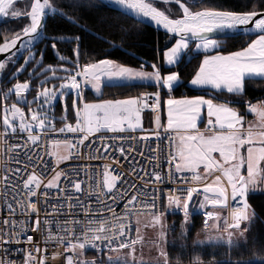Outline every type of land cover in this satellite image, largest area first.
<instances>
[{
	"label": "snow or ice",
	"instance_id": "1",
	"mask_svg": "<svg viewBox=\"0 0 264 264\" xmlns=\"http://www.w3.org/2000/svg\"><path fill=\"white\" fill-rule=\"evenodd\" d=\"M106 2L129 10L133 18H146L173 34L171 38L175 39V43L163 52L162 64L153 63L151 72L143 70V65L137 70L108 59L81 67L78 59L81 37L61 36L54 39L76 44L73 51L77 60L75 69L61 68L59 71L65 74L57 75L58 69L43 67V50L41 59L37 60L34 50L29 49L28 45L49 39L45 35V27L50 14L52 19L59 17L75 25L73 12L83 6L84 0H60V3L57 0H26L25 10L16 9L17 0H0V16H23L30 21L12 40L0 44V53L6 54L0 62V70L8 68L11 71L17 63L15 56L19 51L32 52L25 58L24 64L12 73L11 79L18 82L7 91L0 90L4 101L0 117V149L10 154L18 165L10 173L4 169L5 174L0 177L4 198L9 192L12 193V199L6 203L10 217L3 221L5 226L10 227L0 228V252L4 254L0 255V264H20L19 260L8 258L9 246L13 244L28 245L24 250L23 264H49L46 256L33 255V250L39 253L40 248L29 231L43 236L46 245L55 243L63 249L62 252L53 253L51 264H144L143 261L138 262L135 256V246L143 242L140 228L131 223L133 215L138 214L137 209L147 210L151 214L152 226L160 228L159 241L165 238V212L172 211L173 207L179 209L183 213V237L191 224V202L201 195L203 199L199 202L198 211L204 215L206 229L210 226L218 228V223L210 222L221 219L218 213L207 210L208 206L212 209L217 206L231 208V212L230 219L224 220L226 240L210 236L207 241L197 240L195 243L225 245L231 252L233 247H238L232 239L233 230L239 231L242 223L250 221L255 215L250 212L248 198L258 180H264V102L248 104L247 112L254 113L259 123H248L247 127L246 114L231 105L236 102L233 98L243 97L248 80H264V11H257L255 7L251 11H237L219 5L192 10L203 5L204 0H193L192 4H188L187 0ZM173 5H178V8L174 9ZM160 6L168 7L160 11ZM241 7H247V0ZM181 12V18H169L173 13L179 15ZM237 33L249 39L250 34H255V39L240 50L220 54L229 40L236 39ZM193 42L196 51L203 53V60L194 70L188 85L207 93L208 98L205 95H184L176 99L169 95V98L163 99V95L184 86L180 72L172 71L171 67L165 69L164 65L178 66L181 54L185 49H190ZM56 47V42H53L52 48L55 50ZM57 55L61 64L71 63L59 53ZM32 61L36 62V67L25 81L19 82V76L27 71L26 65ZM56 81L60 83L57 85ZM145 81L152 82L157 91L123 99L103 98L102 84L109 88H123L139 86ZM88 85L98 97L96 102L86 99L85 88ZM69 94L72 97L70 106L67 104ZM10 99L14 102L9 105L7 102ZM54 101L64 104V115L59 118L51 111ZM164 107L167 109L166 125L160 114ZM146 109L157 114L155 129L152 130L158 142L156 148L150 146L149 135L137 137L135 134L137 130L144 131L141 113ZM205 116L207 122L201 131L198 125L204 123ZM73 119L75 122H70ZM57 123L62 126L57 128ZM162 128L163 132L160 131ZM56 133L73 134V139L53 140L49 149L44 141L50 134ZM22 134H27L23 144L10 145V141ZM164 137L168 138L169 146L173 149L167 155L166 174L159 157L162 153L159 144L163 143ZM97 139L99 146L95 143ZM116 141L120 143L114 148ZM141 142L147 145L150 171L143 165L138 168L135 164L130 166L131 171L116 167L120 158L128 160L133 158V154L145 156V151L139 147ZM61 146L63 153L57 150ZM81 148L89 149V161L102 158L98 155L100 149H104L106 158L111 148L113 159L111 163L103 165L102 173L94 170L95 176L89 174V167L83 165L62 168L61 165L67 161L82 159ZM117 152L119 157L116 156ZM153 153L157 155L153 156ZM45 156L53 159H45ZM7 163L9 161H0V168ZM49 172L53 174L47 179ZM81 172L87 176V181H92L88 185L87 199L91 200L95 195V206L79 196L74 198L75 193L84 192L82 185L86 181L77 179ZM101 175L102 180L99 178ZM209 179L210 182H205ZM61 181L64 186H61ZM162 184L176 186L167 194V205H164L159 194L158 186ZM198 185H202V193L198 191ZM53 190L58 193L56 197L52 196ZM18 196L21 198L17 199ZM233 202L236 206H232ZM121 205L122 211L118 213ZM49 206L51 212L48 211ZM17 209L22 219L15 223L11 218L16 217ZM42 212L45 213L43 220ZM79 212H83L82 218H77ZM33 217L35 223L30 224L28 221ZM53 223L56 233L62 235L53 234ZM136 224H139L138 220ZM133 227L137 233L135 239L131 238ZM248 230L241 231V236ZM87 247L96 249L101 256L105 249L109 253L127 251L124 256L108 255L107 260L90 262L78 259ZM157 248L163 264H169L168 253L159 243ZM192 264H203V261L198 255ZM210 264H223V261L214 256ZM228 264H232L230 256ZM235 264L251 262L236 261Z\"/></svg>",
	"mask_w": 264,
	"mask_h": 264
},
{
	"label": "trees",
	"instance_id": "2",
	"mask_svg": "<svg viewBox=\"0 0 264 264\" xmlns=\"http://www.w3.org/2000/svg\"><path fill=\"white\" fill-rule=\"evenodd\" d=\"M246 0H204V4L199 7L193 8V11L200 10L205 6L219 5L223 8H234L237 11H251L255 7V10H264V0H247V7H241ZM60 3V0H57ZM188 4H192L193 0H187ZM17 6L21 10L26 8V0L23 2H17ZM168 6H160L158 10L164 11ZM174 9L178 8L175 5L172 6ZM167 14V13H166ZM74 18H76V24L70 25L67 21L57 17L56 19L51 18V14L46 19L45 35L49 39L43 41H36L29 49L34 50L37 60L41 59V50H43V67H67L69 69H75V62L77 56L73 51L76 48V44L61 42L55 40L56 37H72L80 36L82 43L80 46L79 64L86 65L88 63L98 62L101 59L112 60L115 63L121 64L126 67L151 70L153 63L162 64L163 52L167 47L175 42L171 37H168L162 33H159L147 26H144L138 22L133 21L129 17L113 11L108 7L104 6L96 0H84L82 7L77 8L73 12ZM181 16L173 13L170 18H177ZM28 24L27 18H9L5 19L0 23V43L11 39L17 32H20ZM255 37H251L253 39ZM248 37H236L234 40H229L224 47V50L220 54H228L231 51L240 50L242 46H246V41H250ZM53 42H56L57 47L54 50L52 48ZM193 45L191 44L190 49H187L184 55L181 57L179 65L171 67L172 71H179L182 77L184 86L175 89L168 95H163V99L169 98L171 95L173 98H182L184 95L189 97L195 95H205L207 93L194 90L189 87L188 81L194 75V70L198 69L199 63L203 59V53H194ZM66 57L70 64H61L58 59V55ZM215 53V52H213ZM32 52L28 51L20 55L16 61L15 67L8 70L4 69L0 80V90L7 91L8 88L17 80L11 79L12 73L15 72L16 68H20L25 58L31 55ZM36 67V62L26 65L27 71L19 76V82L25 81L29 73ZM165 69H167L165 67ZM58 72V71H57ZM167 74V71L165 72ZM59 81H56L58 85ZM103 98L104 99H123L129 96H137L144 93H155L157 91L154 84H140L139 86L133 87H107L103 85ZM167 92V90H164ZM35 89L33 90V95ZM86 99L88 102H94L98 97L94 96L91 91L85 90ZM32 99V96L28 97ZM71 94L67 100L68 106H70ZM234 102L231 106L236 108L240 113H243L245 105L249 103H261L264 102V80L254 79L246 82L245 93L242 98H233ZM14 102L10 99L7 103ZM4 104L2 96H0V113L1 106ZM53 112L56 113L57 117L63 116V113L59 107H56ZM1 116V114H0ZM74 123V119L70 121ZM62 124L57 123L56 126L60 127ZM248 204L250 210L255 213L252 224L249 226V230L246 231V239L243 244H240L237 248H232L229 255L231 257L232 264L236 261L251 262V264H262L264 262V193L250 194L248 198ZM167 205V203H165ZM219 212L222 228H225L223 219V210ZM166 220L172 224L179 225L183 218L181 211H169L166 214ZM210 228V227H209ZM201 229V218L200 216H192L191 224L189 225V231L187 233L186 241H191L197 230ZM223 231V230H222ZM174 234V232H173ZM106 252L104 251V254ZM103 254V256H104ZM103 256L99 252H84L83 259L87 261H96L103 259ZM80 259V258H79ZM228 264V262H223Z\"/></svg>",
	"mask_w": 264,
	"mask_h": 264
},
{
	"label": "built area",
	"instance_id": "3",
	"mask_svg": "<svg viewBox=\"0 0 264 264\" xmlns=\"http://www.w3.org/2000/svg\"><path fill=\"white\" fill-rule=\"evenodd\" d=\"M83 67V66H82ZM90 87V85H88L85 89H88ZM153 115H157L154 114ZM1 117V116H0ZM155 129V123H153V126L150 130V146L152 148H156L158 146V142L155 139V135L152 133V130ZM161 132H163V128L160 129ZM137 135V137L141 136V135H146L140 132H136L135 133ZM172 135L174 136V133H172ZM27 134H22L21 136H17L16 138H14L12 141H10V145L11 144H23L24 140L26 139ZM73 139V134H50L47 139L44 141L45 146L49 148V145L51 143V141L53 140H63V139ZM95 143L97 144V146H99L100 141L97 139L95 141ZM119 141H116L113 143V147H118L119 146ZM139 147L141 149H143L145 151V156H140L139 154H133V158L125 160L123 158H120V162L119 164L116 165V167L120 168L121 170L127 169L129 171H131L130 166L135 164L136 167H140L141 165H143V167H145L146 170L150 171L149 165H148V155H147V145L144 142H141ZM159 147L162 149V153L159 154L160 157V163L163 165L164 168V173L166 174L168 171V165H167V155L169 153V151H172L173 149L170 148L169 143H168V138L164 137L163 143L159 144ZM94 154L95 150H92ZM80 152L82 153V159L80 160H76V161H67L65 162V164L61 165L62 168H72L75 167L77 165H83L86 167H89V174L95 176L96 172L94 170H99L100 173H102L103 171V165L107 162V163H111L113 156H112V149L109 148L108 152H107V156L105 158V153H104V149H100V153L98 154L99 156H101L102 158L100 159H93L91 161H89L87 159V154L89 152V149L87 148H81ZM153 156H156L157 153H153ZM116 156L119 157V152L116 153ZM45 159L51 160L53 159L52 157L49 156H45ZM0 161H9V163L4 165V168H0V177H3V175L5 174L4 169H7V171L10 173L13 169H15L18 165L16 164V162L14 160L11 159L10 154H5V152L3 151V149H0ZM155 162V161H153ZM22 166V165H21ZM31 171V169H29ZM53 173L49 172L47 179L51 178V175ZM23 175V174H22ZM141 175H143V173H141ZM185 175H189V174H185ZM12 179H15V177H11ZM102 180V175L99 177ZM78 180H83L86 181V183H84L82 185L84 192L83 193H75L74 194V198L76 196H79L81 199H84L86 201V203L88 204H93L95 206V195H93L91 200L87 199V193H88V185L89 183H92V181H87V176L84 174V172L80 173V176L77 177ZM45 182H47V180H45ZM205 182H210V179L208 181ZM137 183H139V181H137ZM61 186H64V182L61 181ZM159 194L161 195V198L165 203H167V194L169 193L170 189L176 187L175 185L172 184H162L159 185ZM181 187H186V185H181ZM198 191H200V188H202V185H198ZM201 192V191H200ZM230 192V189H229ZM202 193V192H201ZM58 195V193H56L54 190L52 192V196L56 197ZM186 195V193H185ZM5 194L3 192V185L0 184V228H7L10 227L9 226H5L3 224V221L5 219H8L10 217V213L7 210L6 207V203L8 200L12 199V193L9 192L6 196V199L4 198ZM21 197H17V199H20ZM203 199V195L199 196V197H194L193 201L191 202L192 204V216L196 215V216H200L201 218V227L202 229H206L205 225H204V215L202 212L198 211L199 210V202L200 200ZM183 198H181V204H182ZM54 203H57V201L53 200ZM232 206H236L235 202L232 203ZM67 207V205L65 204V208ZM174 211H179V209H176L175 207H173ZM207 210H211L216 212L213 209H207ZM48 211L51 212L52 208L51 206L48 207ZM122 211V205L120 208L117 209V212L120 213ZM138 214H134L131 220V223L135 226L134 224V218L135 216L138 215H151L147 210L144 209H137ZM230 212H231V208H224V220L225 218H229L230 219ZM108 215H110V213H108ZM45 216V213H41V219L43 220ZM83 217V212H79L77 218H82ZM13 222L18 223L20 219H22V217L20 216V211L19 209H17V215L16 217H12L11 218ZM30 224H34L35 223V217H33L31 220L28 221ZM127 223V222H126ZM51 229L53 231V234H60L62 235V233H56L55 231V224L53 223L51 225ZM208 229V228H207ZM29 235H34V239L38 242V246L40 248V252L37 253L35 250H33V255H37V256H46L47 259L49 260V264H51V259H52V255L54 252L60 251L62 252L63 249L55 244V243H50L48 245H46L43 242L44 237L39 235V234H33L31 231H29ZM135 237V227H133L131 229V238L134 239ZM10 248V253L8 254V258L13 259V260H19L20 264H23V256H24V250H26L28 248V245L26 244H13L9 246ZM77 251L79 252V249H77ZM84 252H98L96 249H93L91 247H87L85 249ZM105 252H108L107 249H105ZM0 255H4L2 252H0ZM79 259V257H78Z\"/></svg>",
	"mask_w": 264,
	"mask_h": 264
},
{
	"label": "rangeland",
	"instance_id": "4",
	"mask_svg": "<svg viewBox=\"0 0 264 264\" xmlns=\"http://www.w3.org/2000/svg\"><path fill=\"white\" fill-rule=\"evenodd\" d=\"M16 9L21 10V8L17 5H15ZM12 18L11 16L3 17L1 22L5 19ZM0 22V23H1ZM13 38V37H12ZM5 42V41H4ZM20 55L18 54L15 56V59H17ZM28 57V56H27ZM24 64V62H23ZM22 64V65H23ZM47 68V67H46ZM61 68H67V67H59L57 75H64L62 71H59ZM137 70H140L138 68H134ZM149 70V72H151ZM51 75V73H49ZM60 83V81H59ZM58 83V84H59ZM143 84H152V82L145 81ZM104 84H102L101 87H103ZM91 93L96 96V93L94 90H91ZM72 99V97H71ZM71 99H70V105H71ZM11 104V103H10ZM9 104V105H10ZM260 103H255L253 105H258ZM4 105V104H3ZM1 106V117H2V107ZM56 107H59L64 115V104L63 102L54 101L53 102V108L51 111H53ZM74 115V114H73ZM255 115V114H254ZM59 118V117H57ZM62 126V125H61ZM60 126V127H61ZM59 128L58 126H56ZM178 142V141H177ZM52 148V145L50 143L49 149ZM61 153H63L64 149L63 146H61L59 149H57ZM218 155V154H217ZM264 193V180H258L257 185L255 188L250 190V194H259ZM183 203V201H182ZM223 209H220L222 211ZM172 212V211H171ZM250 212H252L250 210ZM219 214V212H217ZM167 212H165L166 216ZM164 216V224L166 225L165 228V238L163 241H159L158 239V233L160 232L159 227H153L152 226V217L151 215H138L134 218V224L135 226H138L140 228V236L143 237V242L138 243L135 246V256L137 258V261H143L144 264H163V258L159 257V251L157 248V244H160V247L163 248L168 253V259L169 264H192V261L195 257L198 255L200 256L201 260L203 261V264H210V262L213 260V257L215 256V259L223 262H228L229 255V249L225 245H198L195 243V241H207L208 238L211 237H223L225 240L227 239V235L224 233V229L222 228L221 222L213 221L212 224L218 223L217 227H211L207 230H203L202 228L197 230L195 232V235L191 241H186V236L181 235V224L183 222V218L181 219L179 225L175 227L174 224L166 220V217ZM253 217L250 219V221H247L246 223H243L240 229V232L244 229H248L249 226L253 222ZM139 221V224L137 225L136 222ZM223 230V231H222ZM174 232V234H173ZM137 237V233L135 230V237ZM232 239L237 242L238 246L240 244H243L246 239V232H244L243 236L241 234L234 235ZM237 248V247H233ZM127 250H121L120 252H106L103 256V260H107L108 255H112L115 257L116 255L124 256ZM78 252V251H77ZM80 259H83V256L79 257ZM159 258V260H158Z\"/></svg>",
	"mask_w": 264,
	"mask_h": 264
},
{
	"label": "crops",
	"instance_id": "5",
	"mask_svg": "<svg viewBox=\"0 0 264 264\" xmlns=\"http://www.w3.org/2000/svg\"><path fill=\"white\" fill-rule=\"evenodd\" d=\"M253 39H255V38H253ZM251 42V40L248 42V43H250ZM175 43V42H174ZM173 43V44H174ZM172 44V45H173ZM171 45V46H172ZM186 50L187 49H185L184 50V52L181 54V57L184 55V53L186 52ZM193 52L194 53H202V52H197L196 51V48H195V44L193 45ZM212 54H216V53H212ZM222 55H227V54H222ZM181 59V58H180ZM203 60V59H202ZM162 62H163V58H162ZM175 66V65H174ZM164 67H166V68H168V67H173V66H167L166 64L164 65ZM259 79V78H258ZM153 84V83H152ZM190 87V86H189ZM191 88V87H190ZM89 91H91V90H93L92 88H91V85H90V87H89V89H88ZM97 97V96H96ZM206 98H208V96L206 97ZM177 99H180V98H177ZM94 102H96V101H94ZM247 107H248V105H245V107H244V111H243V113H245L246 115H245V121H246V123H245V126L247 127L248 126V123H255V124H257L258 125V120H257V117H256V115H254V113H249V112H247ZM161 114V116H162V122L166 125V123H167V109H166V107H164L163 108V110H162V113H160ZM205 114H206V110H205ZM154 119H155V116L153 115V113L151 112V109H146L144 112H142L141 113V125H142V128L144 129V131L143 132H141V131H139V130H137V132H140V133H143V134H146V135H150V130H151V128H152V126H153V123H154ZM206 116H205V121H204V123H200L198 126H199V128H200V130L201 131H203L204 130V126H205V124H206ZM174 135H176L175 133H174ZM202 175H203V173H201ZM246 174V173H245ZM253 218H254V216H253ZM226 227V226H225ZM234 231V235H236V234H240L241 232H240V230L239 231H236V230H233ZM224 233H225V235H227V233L225 232V228H224Z\"/></svg>",
	"mask_w": 264,
	"mask_h": 264
},
{
	"label": "water",
	"instance_id": "6",
	"mask_svg": "<svg viewBox=\"0 0 264 264\" xmlns=\"http://www.w3.org/2000/svg\"><path fill=\"white\" fill-rule=\"evenodd\" d=\"M24 0H17V2H23ZM96 1H98V2H100L101 4H103L104 6H106V7H108L109 9H111V10H113V11H116V12H118V13H121V14H123V15H125V16H127V17H129L130 19H132L133 21H135V22H138V23H140V24H142V25H144V26H147V27H149V28H151V29H153V30H155V31H157V32H159V33H162V34H164V35H166V36H168V37H172V35L173 34H169V33H167V31H166V29H164L162 26H157L154 22H151V21H149L148 19H146V18H143V17H135V18H133V14L129 11V10H126V9H120V8H118L117 6H114V5H112L111 3H108V2H106V0H96ZM176 7H178V5H175ZM28 10H30V8L28 9ZM262 11H264V10H262ZM4 16H0V22H1V20H2V18H3ZM182 17V12H181V16H179V17H177V18H181ZM20 18H25V17H23V16H21ZM170 18V17H169ZM47 19V18H46ZM173 19H175V18H173ZM28 20V19H27ZM30 21L28 20V23H29ZM217 35H219V34H217ZM15 37V36H14ZM13 37V38H14ZM236 37H244V36H241L239 33H237L236 34ZM250 37H255V34H250ZM13 38H11V39H9V40H7V41H10V40H12ZM175 40V39H174ZM249 41H246V44L248 43ZM4 43V42H3ZM3 43H0V44H3ZM35 43V42H34ZM33 43V44H34ZM33 44H29L28 45V48H30ZM192 44H195V42H193ZM27 52V50H21V51H19L18 53H17V55L19 54V55H22V54H24V53H26ZM16 55V56H17ZM6 56V54H3V53H0V62H2V60L4 59V57ZM3 72H4V70H0V80H1V77H2V74H3ZM70 95V94H69ZM207 95V94H206ZM208 96V95H207ZM200 191L202 192L203 191V189L202 188H200ZM209 208H211V206H208ZM216 208H218V209H222L220 206H217Z\"/></svg>",
	"mask_w": 264,
	"mask_h": 264
},
{
	"label": "bare ground",
	"instance_id": "7",
	"mask_svg": "<svg viewBox=\"0 0 264 264\" xmlns=\"http://www.w3.org/2000/svg\"><path fill=\"white\" fill-rule=\"evenodd\" d=\"M84 66V65H81V67ZM217 213V212H216ZM211 223V222H210ZM245 223V222H244ZM243 224V223H242ZM226 226V225H225Z\"/></svg>",
	"mask_w": 264,
	"mask_h": 264
}]
</instances>
